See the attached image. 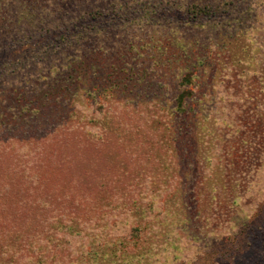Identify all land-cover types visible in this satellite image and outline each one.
I'll use <instances>...</instances> for the list:
<instances>
[{"label": "rangeland", "instance_id": "374dc122", "mask_svg": "<svg viewBox=\"0 0 264 264\" xmlns=\"http://www.w3.org/2000/svg\"><path fill=\"white\" fill-rule=\"evenodd\" d=\"M63 1H40L35 18ZM89 2L80 5L97 18L81 24L107 36L53 81L45 127L23 138L25 122L4 118L0 236L21 250L18 263L214 264L226 253L232 264H264V0ZM14 52L1 57L20 62ZM79 131L83 145H69ZM27 147L57 154L62 171L31 184L24 207L4 194Z\"/></svg>", "mask_w": 264, "mask_h": 264}, {"label": "trees", "instance_id": "16d2710c", "mask_svg": "<svg viewBox=\"0 0 264 264\" xmlns=\"http://www.w3.org/2000/svg\"><path fill=\"white\" fill-rule=\"evenodd\" d=\"M40 1L44 0H0V114L3 121L4 118H9V114H11L15 119L18 118L17 121L23 120L25 122V127L22 126L25 130H19V135L23 138H28L33 128L45 127V98L48 97L50 88H57V84L54 85L53 81L59 83L63 75L76 71L77 61L83 58L80 53H83L85 49L90 52L97 44V39L107 36L103 31L93 30L95 26L81 24L84 22L83 20H87V16H89V21H94L97 18L92 11H83L82 7L84 6L80 5L81 1L95 2V0H79L77 8L74 6L75 0H68L66 3L63 1L62 4H64L61 9L51 12L43 18H35L36 10H38L35 5ZM28 5H31L30 9L27 8ZM123 9H126V5L123 6ZM201 10L207 11V4L200 5L196 13ZM25 11H27L26 20L23 17ZM217 11H221V9ZM98 17H103V14ZM125 17L126 15L121 12L118 20L122 19L126 23ZM133 21L135 30L143 29V23L132 19V23ZM26 27L27 29H25ZM11 50L21 56L20 62L14 61L16 59L12 55L4 59L1 57V54H9ZM26 51H28V55L23 57L22 55ZM1 59L6 62L4 65L1 64ZM8 59L13 61H7ZM18 63L23 66L16 67L21 69L16 72L12 68L15 64L20 65ZM11 73L15 75L11 76ZM192 78L193 74L188 73L183 80L184 90L177 96L179 109L184 107L185 101L190 96L191 92L188 87L192 84ZM75 81L76 79L71 80V84L69 82L68 85L73 88ZM22 89L25 90L23 93ZM33 95L39 97L40 101L44 103L42 108L34 109L31 107L33 105L30 98ZM23 100H25L24 103ZM12 105L13 107H11ZM28 113H31L30 118L28 117L29 120L26 119ZM2 120L0 118V133L5 130L6 126V122ZM77 128L80 130L79 127ZM36 129L33 131L35 132ZM83 132L69 134L71 135L67 139L70 142L69 145L77 146L79 144V147L83 145L81 142L78 143L79 138L84 135ZM23 151L24 154H20L13 166L6 172L7 177L11 178L12 189L5 191L4 195L7 198L12 196L16 202L20 201L25 207L30 203L25 199L30 195L29 192L33 193L31 184L42 186L47 181L46 177L57 171L61 173L62 168L59 166L58 155L52 151L40 155L39 152H36V156L39 155L40 159L34 157V153L28 147ZM1 174L5 177V171ZM43 201L45 205H48L46 196ZM59 233L58 229L52 233L53 236L55 235L54 242H58L56 235ZM230 239V237L226 238L227 241ZM230 242L232 241L230 240ZM248 247L249 243L246 251ZM17 250L14 253L13 247L11 248L7 244V239L0 236V264H19L17 258L20 257L21 250L19 248ZM33 250L37 253L40 251L37 247H34ZM216 252H220V250H216ZM213 260L214 264H229L231 261H238L236 256L233 258L235 261H229L226 253L217 255ZM28 264L42 263L30 257Z\"/></svg>", "mask_w": 264, "mask_h": 264}]
</instances>
